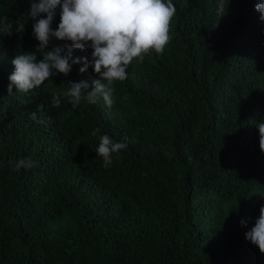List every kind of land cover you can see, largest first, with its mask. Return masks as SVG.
Segmentation results:
<instances>
[{"label": "trees", "instance_id": "16d2710c", "mask_svg": "<svg viewBox=\"0 0 264 264\" xmlns=\"http://www.w3.org/2000/svg\"><path fill=\"white\" fill-rule=\"evenodd\" d=\"M31 2L0 0L14 22L0 33V264H264L245 239L264 205L260 0H224L221 18L220 0H172L164 52L133 60L110 107L98 96L76 108L64 97L54 108L51 93L81 80L91 90L98 77L83 64L7 91L11 60L39 43ZM59 19L57 8L53 29ZM104 134L127 144L107 168L95 152ZM27 158L34 166L15 170Z\"/></svg>", "mask_w": 264, "mask_h": 264}, {"label": "clouds", "instance_id": "9594fccd", "mask_svg": "<svg viewBox=\"0 0 264 264\" xmlns=\"http://www.w3.org/2000/svg\"><path fill=\"white\" fill-rule=\"evenodd\" d=\"M57 8L60 19L53 29ZM255 11L264 22V0L255 5ZM217 12L220 18L225 15L224 0H220ZM175 15L172 0H32L28 17L34 21L33 35L39 43L35 51L15 54L7 91L11 95L15 87L16 92L27 93L57 73L68 76L73 65L83 64L80 73L92 68L98 77L92 82V89L89 90L87 81H68V90L51 93L52 106L58 108L64 97L76 108L82 101L96 103L99 96L110 107L114 102V82L127 78L126 69L133 60H143L153 51L164 52L171 40V23ZM15 23L17 33L25 31L24 23ZM13 29L14 22L7 16H0V33L11 36ZM52 38L69 43L49 48ZM86 48L91 49V59L73 56L75 50ZM38 53L42 59L37 58ZM30 118L37 123L43 122L36 112L30 113ZM255 127L259 134V149L264 153V119L257 121ZM99 132L96 128L91 135L95 137ZM126 148V143L115 142L104 134L99 136L95 152L107 168L112 164L113 156ZM33 166L31 158L14 163L17 171ZM240 224L246 225V221L241 219ZM245 239L264 254V205L259 209L254 226L245 233Z\"/></svg>", "mask_w": 264, "mask_h": 264}]
</instances>
